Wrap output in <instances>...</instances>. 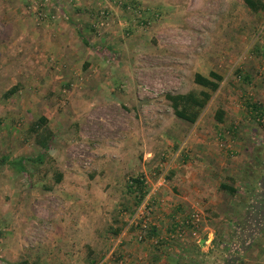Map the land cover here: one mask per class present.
I'll return each instance as SVG.
<instances>
[{"label": "rangeland", "instance_id": "374dc122", "mask_svg": "<svg viewBox=\"0 0 264 264\" xmlns=\"http://www.w3.org/2000/svg\"><path fill=\"white\" fill-rule=\"evenodd\" d=\"M211 70L197 120L177 116L166 93ZM261 111L264 10L244 0H0V160L42 151L41 116L52 130L30 175L0 164V264H264V186L243 173L264 175ZM193 208L207 227L169 238Z\"/></svg>", "mask_w": 264, "mask_h": 264}, {"label": "trees", "instance_id": "16d2710c", "mask_svg": "<svg viewBox=\"0 0 264 264\" xmlns=\"http://www.w3.org/2000/svg\"><path fill=\"white\" fill-rule=\"evenodd\" d=\"M246 5L254 11L264 10V1L263 0H244ZM223 79L222 74L215 70H211L209 75H204L199 72H196L194 75V81L198 83L199 85L209 89H201V90H190L188 92H178V93H166V98L170 101L171 106L174 109V112L177 116L190 121L195 122L199 116V113L201 109L206 105L208 100L211 97V91H215L218 89L220 85V81ZM254 112L259 111V106L254 105L252 106ZM264 112L261 111L260 114H263ZM225 111L223 108H219L216 111V118L219 121L224 120ZM47 118L45 116H41L39 120L36 122V125H33V129L36 130V142L42 147V151L37 154L36 156H20L18 158H10L9 156H3L0 160V164L8 163L13 169H15L18 172H23L27 175H30V164L38 165L39 163H43L45 157L48 154V151L50 149V139L52 136V130L49 129L46 125ZM256 160L254 162H249V165L252 166H259L261 167L262 160H260L259 157H255ZM244 175H245V185L250 187L253 185L250 180L257 182L258 185L262 183V179L264 178V175L258 174L255 172V170L252 168H245L244 169ZM58 181L61 179V174H58L57 177ZM127 185L129 189L133 192H136L138 195L137 203L141 202L145 195L148 192L147 185L145 183V180L142 176L132 177L128 182ZM223 188H227L230 192L235 193L237 191V188H234L227 184H222ZM256 186L254 185L252 187V190H255ZM262 197L260 205L256 206L254 205L253 211H256L259 215L258 217H255L257 223L261 220V226L262 221H264V192L262 191L259 194ZM249 216V214L247 215ZM263 218V219H262ZM251 220H248V217L243 223H238V226L240 228H243V226L250 225ZM264 224V222H263ZM245 226V227H246ZM260 226V227H261ZM96 260L92 262V264H95Z\"/></svg>", "mask_w": 264, "mask_h": 264}, {"label": "built area", "instance_id": "2783aa9c", "mask_svg": "<svg viewBox=\"0 0 264 264\" xmlns=\"http://www.w3.org/2000/svg\"><path fill=\"white\" fill-rule=\"evenodd\" d=\"M143 220L137 221L140 230L138 232V240L146 237L147 230L149 229V212L144 213L141 211ZM149 214V215H148ZM202 227H207L205 216L198 208H193L189 212L178 215L173 221V226L168 234L169 238H176L178 240H185L188 236L198 238ZM101 261L98 263L100 264Z\"/></svg>", "mask_w": 264, "mask_h": 264}, {"label": "crops", "instance_id": "0c3cea01", "mask_svg": "<svg viewBox=\"0 0 264 264\" xmlns=\"http://www.w3.org/2000/svg\"><path fill=\"white\" fill-rule=\"evenodd\" d=\"M263 182H264V180H263ZM261 184H262L261 188H263L264 183H261ZM222 188H223V187H222ZM223 189L228 190L227 188H223ZM228 191H229V190H228ZM229 192H230V191H229ZM263 192H264V190H263ZM230 193H231V192H230ZM256 199H257V200H253V203H251V205H256V206H257V205H258V206L260 205L261 200H262V197H261V196H258V197H256ZM255 201H257L256 204H255ZM251 205H250V206H251ZM263 225H264V224H263ZM242 229H244V228H241V230H242ZM263 233H264V231H263V232H262V231L259 232V233H258L259 235H255V234H254V235L252 236V240L259 239V236H260L261 234H263ZM254 237H255V238L257 237V238L255 239ZM253 238H254V239H253ZM207 239H208V237H207ZM256 241H257V240H256ZM253 245H254V243H253ZM133 263H134V262H132L131 264H133Z\"/></svg>", "mask_w": 264, "mask_h": 264}]
</instances>
